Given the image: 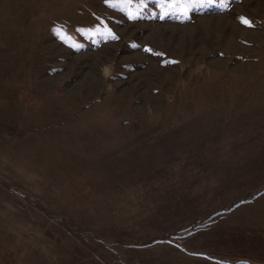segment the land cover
<instances>
[{"label":"rangeland","instance_id":"1","mask_svg":"<svg viewBox=\"0 0 264 264\" xmlns=\"http://www.w3.org/2000/svg\"><path fill=\"white\" fill-rule=\"evenodd\" d=\"M0 264H264V0H0Z\"/></svg>","mask_w":264,"mask_h":264},{"label":"snow or ice","instance_id":"2","mask_svg":"<svg viewBox=\"0 0 264 264\" xmlns=\"http://www.w3.org/2000/svg\"><path fill=\"white\" fill-rule=\"evenodd\" d=\"M165 2L169 3V6L176 11H180L183 14H187L188 10L190 7L195 6L198 3H203L205 2V0H165ZM207 2H211V0H207ZM239 21L241 24L251 28L254 26V22L250 19H248L247 17L244 16H240L239 17ZM63 29L62 28H58L57 32H62ZM109 35L111 34V31H108ZM113 39H117V37L113 36ZM145 51L147 52H152L151 48H146ZM157 55H160V53H156ZM171 63H176V61H171Z\"/></svg>","mask_w":264,"mask_h":264}]
</instances>
